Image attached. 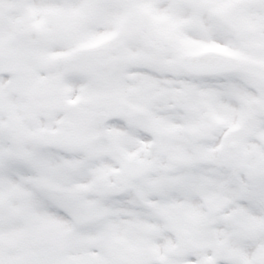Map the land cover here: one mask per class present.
<instances>
[{
  "label": "snow or ice",
  "instance_id": "snow-or-ice-1",
  "mask_svg": "<svg viewBox=\"0 0 264 264\" xmlns=\"http://www.w3.org/2000/svg\"><path fill=\"white\" fill-rule=\"evenodd\" d=\"M0 264H264V0H0Z\"/></svg>",
  "mask_w": 264,
  "mask_h": 264
}]
</instances>
